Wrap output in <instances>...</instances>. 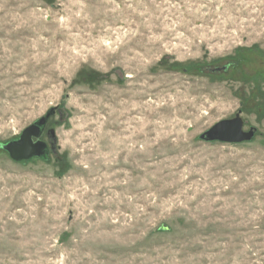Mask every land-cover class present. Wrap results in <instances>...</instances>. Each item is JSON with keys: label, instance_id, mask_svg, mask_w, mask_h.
I'll list each match as a JSON object with an SVG mask.
<instances>
[{"label": "rangeland", "instance_id": "374dc122", "mask_svg": "<svg viewBox=\"0 0 264 264\" xmlns=\"http://www.w3.org/2000/svg\"><path fill=\"white\" fill-rule=\"evenodd\" d=\"M50 108L0 264H264V0H0V143Z\"/></svg>", "mask_w": 264, "mask_h": 264}, {"label": "water", "instance_id": "95a60500", "mask_svg": "<svg viewBox=\"0 0 264 264\" xmlns=\"http://www.w3.org/2000/svg\"><path fill=\"white\" fill-rule=\"evenodd\" d=\"M55 108H50L45 115L28 125L22 130L17 139L0 143V148L6 151L9 157L15 161L26 160L32 157L47 159L48 148L39 137L44 131L48 118L54 113ZM255 128L248 131L243 129V121L237 113L234 117L217 121L210 128L202 132L198 137L204 141H221L238 143L247 141L254 135ZM50 149L55 151V136L52 129L47 130ZM35 139V140H33ZM47 149V150H46ZM167 229V227H162Z\"/></svg>", "mask_w": 264, "mask_h": 264}, {"label": "flooded vegetation", "instance_id": "af4514ba", "mask_svg": "<svg viewBox=\"0 0 264 264\" xmlns=\"http://www.w3.org/2000/svg\"><path fill=\"white\" fill-rule=\"evenodd\" d=\"M47 124V123H46ZM46 127V126H45ZM44 131H45V128H44ZM44 131H43V133L41 134V136L39 137V140H41V141H44L43 139H42V135L44 134ZM45 134H46V138H48V136H47V131L45 132ZM33 140H35V139H33ZM45 143H46V141H44ZM48 144L49 143H46V145H47V148H48V153H47V156L50 154V151H52L49 147H48ZM49 146H50V144H49ZM47 150V149H46Z\"/></svg>", "mask_w": 264, "mask_h": 264}, {"label": "trees", "instance_id": "16d2710c", "mask_svg": "<svg viewBox=\"0 0 264 264\" xmlns=\"http://www.w3.org/2000/svg\"><path fill=\"white\" fill-rule=\"evenodd\" d=\"M1 149V148H0Z\"/></svg>", "mask_w": 264, "mask_h": 264}]
</instances>
